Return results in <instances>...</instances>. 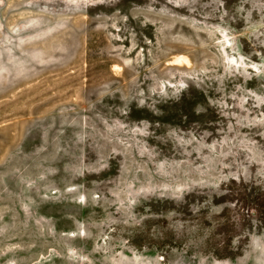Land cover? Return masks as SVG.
<instances>
[{
  "label": "rangeland",
  "instance_id": "374dc122",
  "mask_svg": "<svg viewBox=\"0 0 264 264\" xmlns=\"http://www.w3.org/2000/svg\"><path fill=\"white\" fill-rule=\"evenodd\" d=\"M0 264H264V0H0Z\"/></svg>",
  "mask_w": 264,
  "mask_h": 264
}]
</instances>
